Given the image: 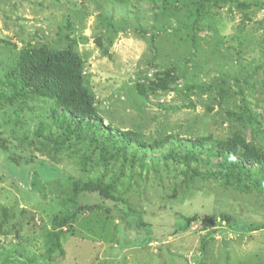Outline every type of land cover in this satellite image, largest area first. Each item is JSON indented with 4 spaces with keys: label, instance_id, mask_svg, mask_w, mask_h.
<instances>
[{
    "label": "rangeland",
    "instance_id": "1",
    "mask_svg": "<svg viewBox=\"0 0 264 264\" xmlns=\"http://www.w3.org/2000/svg\"><path fill=\"white\" fill-rule=\"evenodd\" d=\"M239 2L207 4L194 31L184 0H0V264H264V188L225 186L206 178L219 159L186 167L158 146L202 139L206 151L234 135L264 151V0ZM42 46L82 59L102 130L132 132L145 151L59 144L52 102L14 98L7 76ZM242 104L252 126L232 116ZM75 181L111 185L127 205L72 203ZM67 214L48 258L51 221Z\"/></svg>",
    "mask_w": 264,
    "mask_h": 264
},
{
    "label": "trees",
    "instance_id": "2",
    "mask_svg": "<svg viewBox=\"0 0 264 264\" xmlns=\"http://www.w3.org/2000/svg\"><path fill=\"white\" fill-rule=\"evenodd\" d=\"M174 1L178 2V0ZM184 1L189 5L188 14L193 18L194 31L200 29L199 23L206 17L205 7L209 3L212 5L230 3L244 8V5L239 2L240 0ZM82 70L83 61L71 48L51 50L42 46L35 50L19 53L14 67L10 69L7 76L11 78L13 88L17 91L14 98L34 96L52 102L51 117L54 118L52 122L59 123L58 127L61 128L62 132L60 137L64 138L63 140L59 138L61 140L59 144L63 145L71 137H75L77 140L86 137L96 145L99 144L102 153L112 152L115 156L118 155L125 160L126 154L130 150L131 157H137V150L145 151L146 148L134 133L129 131L111 133L105 129L102 130L101 120L95 111L93 95L83 77ZM168 78L171 80L169 74ZM162 82L165 81H160L161 85L165 86L166 82L165 84ZM5 99L10 101V98ZM232 116L247 123L248 126L254 124L251 110L245 104L241 105L239 115L232 114ZM98 132H102L108 142L100 140ZM214 143L204 151L201 149L204 144L202 139L195 142H184L177 138L166 137L158 146L169 145L166 154L168 159L172 160L174 164H181L186 167L192 164L197 168L198 166L208 167V163L201 158L202 155L219 159L212 166L213 172H210V169L205 171L206 178L220 180L225 186L244 189L248 187V182L251 181L256 190L264 188L263 150L254 149L252 145L246 144L242 138L234 135ZM198 148L200 149L197 150ZM0 149L6 151V142L3 140L0 141ZM81 193L98 195L104 202L111 204L120 202L127 205L124 200L114 197L111 185L75 181L71 202L76 203L75 198ZM69 217V214L64 217H53L51 221L52 230L47 234L45 254L48 258L60 251L59 236L55 229L65 224ZM222 218L228 220L223 216ZM194 221L195 217H189L185 223L190 224ZM205 222H210V219L206 218Z\"/></svg>",
    "mask_w": 264,
    "mask_h": 264
}]
</instances>
